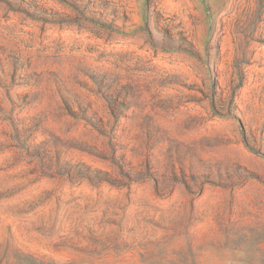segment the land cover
I'll return each mask as SVG.
<instances>
[{
    "label": "rangeland",
    "instance_id": "rangeland-1",
    "mask_svg": "<svg viewBox=\"0 0 264 264\" xmlns=\"http://www.w3.org/2000/svg\"><path fill=\"white\" fill-rule=\"evenodd\" d=\"M0 264H264V0H0Z\"/></svg>",
    "mask_w": 264,
    "mask_h": 264
}]
</instances>
